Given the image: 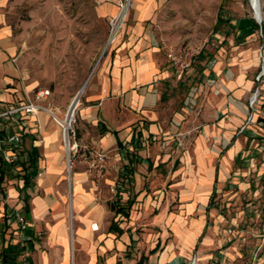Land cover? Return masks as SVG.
I'll use <instances>...</instances> for the list:
<instances>
[{
    "label": "crops",
    "instance_id": "crops-1",
    "mask_svg": "<svg viewBox=\"0 0 264 264\" xmlns=\"http://www.w3.org/2000/svg\"><path fill=\"white\" fill-rule=\"evenodd\" d=\"M160 1L133 0L132 21L129 9L77 106V142L111 155L102 177L78 160L65 172L61 129L49 112L19 111L2 124L0 156L12 134L23 160L36 154L28 185L20 164L0 183V264H184L190 254L197 264H221L244 247L262 249L264 213L240 204L264 186V153L252 149L264 136V112L246 103L251 84L242 74L219 84L210 74L194 86L193 77H173L147 23ZM7 4L0 0V111L25 103L33 89L15 62ZM116 10L115 2L98 4L106 18ZM212 197L228 209L208 206ZM7 209L25 214L24 230L7 221Z\"/></svg>",
    "mask_w": 264,
    "mask_h": 264
},
{
    "label": "rangeland",
    "instance_id": "rangeland-1",
    "mask_svg": "<svg viewBox=\"0 0 264 264\" xmlns=\"http://www.w3.org/2000/svg\"><path fill=\"white\" fill-rule=\"evenodd\" d=\"M132 2L127 21L133 19ZM260 4L261 18L257 20L250 0H161L147 23L159 36L165 53L170 46L193 44L200 48L183 79L193 77L190 86L206 85L210 74L218 84L222 80L234 81L242 74L251 84L246 103L256 92L255 103L264 112V0ZM5 16L22 80L32 85V94L49 89L50 95L43 103L63 119L84 87L80 103L96 73L109 18L99 13L93 0H8ZM189 85L185 86L186 92ZM75 111L72 126L77 135L78 107ZM64 157L67 172L65 154ZM3 189L6 191V185ZM258 191L256 197L246 195L240 206L247 204L245 208L264 213V186ZM208 206L228 209L213 197ZM258 257L264 259V245L258 252L252 245L244 247L242 257L221 264H257ZM205 258L201 264H211ZM184 264H197V260L190 254Z\"/></svg>",
    "mask_w": 264,
    "mask_h": 264
},
{
    "label": "built area",
    "instance_id": "built-area-1",
    "mask_svg": "<svg viewBox=\"0 0 264 264\" xmlns=\"http://www.w3.org/2000/svg\"><path fill=\"white\" fill-rule=\"evenodd\" d=\"M115 2L117 10L114 15L109 17L108 20V33L106 37L105 48L113 44L120 33L124 22L129 11L132 0H93L97 4L104 2ZM126 6V7H125ZM104 48V49H105ZM200 48L193 44H186L181 47H168L166 48V58L170 64L172 75L175 79L181 80L184 78L186 72L192 65L194 58L199 54ZM261 74V73H260ZM50 95L49 89H38L33 94L32 97H27V101L19 106H16L12 109L0 111V130L2 124L6 121L10 114H14L19 111H24L26 113H37L38 111H47L49 112L53 119L58 123L61 129V138L66 155L67 170L70 171L74 161H82L87 165L88 172L98 177H102L111 165V155L108 150L95 148L89 145L88 143H78L76 138V132L72 126L73 119L66 123V118L69 113L70 106L68 107L64 118L61 122L56 119L54 114V109L51 106H46L40 104L38 101L41 99H46ZM256 92L249 98L248 104L251 108H256ZM75 111V110H74ZM72 113V118L74 113ZM251 123V116L247 117L244 122L239 126L236 132L242 133L247 129L248 125ZM6 141L10 144V148H4L1 150L2 159L9 165L17 164L19 160H23V155L20 152V138L18 134H12L6 138ZM254 141L251 142L253 144ZM253 151L258 154L264 153V136L260 141L254 142ZM75 158V159H72ZM15 166V165H14ZM14 172H17V167H15ZM41 172L37 173L39 176ZM0 200L5 201L2 193L0 192ZM6 219L8 222L15 221L18 225V229L24 230L27 226V221L25 214L20 210L7 209L6 210ZM91 228L95 230L97 228L96 223L91 224ZM261 237L264 238V216L262 218L261 226ZM0 244H1V235H0ZM257 255V254H255ZM264 259L260 260V257L257 259V264H263Z\"/></svg>",
    "mask_w": 264,
    "mask_h": 264
},
{
    "label": "trees",
    "instance_id": "trees-1",
    "mask_svg": "<svg viewBox=\"0 0 264 264\" xmlns=\"http://www.w3.org/2000/svg\"><path fill=\"white\" fill-rule=\"evenodd\" d=\"M35 154H36L35 150H33L32 152H26V155H27L26 160H19L17 162V164H20L22 166V169H23V175L22 176L24 177V186H26L30 183L29 182L30 173L35 167ZM14 165H16V164H13V166ZM10 166H12V165H9L6 162H4L2 157L0 156V183L3 180L5 170L7 171L8 169H10ZM111 208L115 209V204H112ZM117 211H123L124 212V209L119 208V209H117ZM114 227H115V222H112L110 224V229H113Z\"/></svg>",
    "mask_w": 264,
    "mask_h": 264
},
{
    "label": "bare ground",
    "instance_id": "bare-ground-1",
    "mask_svg": "<svg viewBox=\"0 0 264 264\" xmlns=\"http://www.w3.org/2000/svg\"><path fill=\"white\" fill-rule=\"evenodd\" d=\"M250 2H251V4H252L253 10H254V12H255L256 19H257V20H260V18H261V4H260V0H250ZM125 7H126V6H125ZM83 89H84V87L80 90V92H79L77 98H75V99L73 100V104H72V106L70 107V109H69V113H68L67 118H66V123H68L69 121L72 120V113H71V111L74 113L75 108L78 106V104H79V97H80V95L82 94ZM75 112H76V111H75ZM58 120H59V122L62 121V120H60V119H58Z\"/></svg>",
    "mask_w": 264,
    "mask_h": 264
}]
</instances>
